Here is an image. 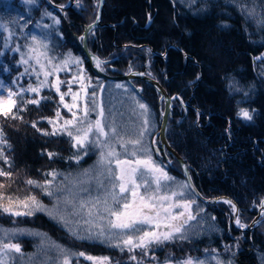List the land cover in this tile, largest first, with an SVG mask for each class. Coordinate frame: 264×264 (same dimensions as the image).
Here are the masks:
<instances>
[{
    "label": "trees",
    "instance_id": "obj_1",
    "mask_svg": "<svg viewBox=\"0 0 264 264\" xmlns=\"http://www.w3.org/2000/svg\"><path fill=\"white\" fill-rule=\"evenodd\" d=\"M54 1L64 4L68 0ZM193 1V6L188 4L186 7L179 0H105L101 25H95L87 35L88 47L93 56L105 62L109 68L108 71L104 70L106 73L119 75L124 74L121 69L138 68L151 77L154 75L171 97H175L172 119L186 116V120L182 118L178 122L185 126L183 133L188 134L185 138L180 137L179 141L173 140L174 149L192 166V175H195L196 185L202 192L209 196L230 197L240 206V217L250 222L256 217L260 202L264 200V159H261L264 150V83L254 69V57L256 59L264 53V43L258 48L251 46L254 40H249L247 26L242 18L246 11L242 9L254 8L256 19L260 16L264 18V11L256 9L258 3L255 0H243L240 11L227 0ZM42 2L49 6L44 0ZM95 2L98 4L97 10L92 12ZM74 3L72 8L65 11L66 17L51 9L60 17L65 47L86 55L79 38L84 35L87 26L94 22L90 21L93 14L96 20L100 0H80L79 6L77 0ZM222 21L230 22V26H223ZM141 50L140 57L138 53ZM145 51L147 52L144 54ZM241 58L247 60V68L246 62ZM139 60L142 61L141 64ZM86 64L89 65L92 80H104V77L92 69L89 58ZM34 70L38 72L35 68ZM197 75L199 79L196 78ZM237 75L243 81H252L251 95L242 92L243 86L235 80ZM30 78L34 86L39 83L36 74L30 75ZM142 82L150 93L147 95L149 101L158 110L161 95L154 85L145 80ZM70 98L71 95H68V99ZM155 101L159 104L156 105ZM84 103L82 101L79 110ZM51 105L43 104L39 109H29L23 119L27 121L33 115L44 114L48 111L46 107L49 109L48 106ZM240 109H248L252 119L246 120L239 116ZM80 113L82 114L81 111ZM64 118L71 119L72 114ZM24 120L8 119L3 127L13 141L10 156L14 161L13 170L19 179H47L50 176L45 174L53 170L64 172L76 165L79 170V166L90 165L93 157L89 152L84 155L81 151L83 158L77 162L72 159L77 148L73 147L71 141H65L59 135H43ZM199 122V126L190 127V123ZM200 133L204 135V140L198 137ZM211 147L220 149L216 154L218 156L225 153V158L217 167L201 163L204 161L202 157L205 156V151ZM48 152L56 155L49 158ZM24 180L21 181L22 184L25 183ZM214 208L225 230L221 234H215L213 244L219 245L223 239L243 237L245 241L241 243L246 249L243 248L244 251L238 255V261L242 264H261L258 249L264 247V234L259 231L260 228L243 233L233 225L230 205H214ZM0 221L13 224L33 222L50 230L78 252L85 251L86 255L93 257H115L118 254L99 242L77 239L52 225L44 215L12 216L0 211ZM60 224L64 222L61 221ZM189 242L182 241L179 244V248L183 249L180 251L182 255L198 252L206 245ZM80 262L89 264L85 257H80Z\"/></svg>",
    "mask_w": 264,
    "mask_h": 264
},
{
    "label": "rangeland",
    "instance_id": "obj_2",
    "mask_svg": "<svg viewBox=\"0 0 264 264\" xmlns=\"http://www.w3.org/2000/svg\"><path fill=\"white\" fill-rule=\"evenodd\" d=\"M179 1L182 3V6L184 5L188 7L189 4L191 7L194 5L193 0H187V3L183 0ZM227 1L238 11L241 10V2H243V0ZM255 1L258 3V6L256 5V9H258L259 11H264V5L260 4H264V0ZM97 6L98 4L95 3L92 12L94 11V9L97 10ZM49 13L51 15H49ZM256 16L257 15H253L251 17L247 12H244L242 18H244V22L247 26L246 32L249 33L250 42L254 40L252 41L251 46L258 48L259 45H262L264 43V18L260 16V18L256 19ZM93 17H95V14H93ZM93 17L90 18V21H96ZM53 18L58 19L59 23H56ZM222 25L228 28V26H230V22L226 23L225 21H222ZM91 30H89L87 35L91 32ZM32 36H36L37 41H33L31 38ZM55 37H57V39H55ZM52 39L54 40L51 43ZM43 45H46V47H44ZM33 48H35L37 52L45 53L44 56H40V60L41 63L46 64L47 70L49 71L52 70L53 65H59L60 62L65 59L69 54H71L73 57H79L82 61V65L70 64L67 68L58 71L55 75L48 76L47 80L49 81V86L42 88L39 93V96L36 93H24L25 97L27 96V98L31 99H40L42 97L47 98L41 99L39 105L29 104L27 106V110L33 108L39 109V107H41L43 104H52L51 107L48 106L49 109L46 107V110L48 111H45L44 114L40 113L38 115H33V118H29V120L27 121L23 119L31 127H33L32 122L36 121V129L46 130L50 132L52 130L53 125L49 124L48 120L45 118L55 119V113L57 110H59L62 117V119L59 120V123L62 124L63 119H65L64 117H66V115L69 117L71 116L68 109L64 108L63 105L60 103V94L57 93L55 88L50 85L54 83L56 77L58 76L61 81L65 82L60 85L61 92H68V82L73 81L74 78L78 77L81 74V68L83 69V73L86 75V77L90 78V69L88 68L89 65H85V62L88 58L85 54L76 53L75 50L73 51L70 48L65 47V40L62 37V26L60 25L59 15H57L52 9H48V6H46L41 0H34V2H29V0H0V84L3 85V87H0V95H6L7 89L9 88H11L15 92H18L21 87L26 89L30 84L34 86V83H32V80L30 78V75L36 74L34 68L38 72H40L39 79H44L43 73L40 71V65L36 63V53L32 52ZM146 52L147 51H145L144 54ZM138 54L141 57L142 50L141 52L139 51ZM259 57L261 58L255 59L254 57V69H256L257 75H259V79H262V83H264V53H262V55H260ZM48 58L52 60V64H48ZM24 60H27L28 63L25 64L23 62ZM240 60L246 62L245 67L247 68L249 65L247 63V60L245 58H241ZM141 62L142 61L139 60L140 64ZM104 63L102 67L105 71H108L109 68H107ZM94 64L96 66L95 59ZM121 70L123 71L119 72L127 74L130 73V71H137L139 73L147 74V72L145 71H139L138 68H126ZM115 72L119 73L118 71ZM103 79L104 80L99 79L100 81H98V79L92 80L90 78L86 79L84 83L86 85L88 96L90 97V94L95 91L97 94V103L103 105L105 109V123H110L112 120H115L116 125L120 130L121 134H124L125 132H127L128 134H133L139 128L141 122V118L139 116V112L141 110L135 105L133 97L140 100L142 103L147 104L150 110V130L145 136V144L152 149L151 155L153 160L157 164L163 166L165 171L168 172L171 177L175 178V181L168 182V188H161L159 195H164L166 192L170 195L171 190L180 191L177 185L180 182L187 181L183 176L178 177L175 175V172H177V170L180 171L181 166L180 164H178V161L172 156V154H170L167 149L162 147L163 143H161L160 139V128L163 122L162 119L164 108L158 106V110L160 111L159 115H157L158 110H155L156 106L153 107V103L150 102L147 97V95L150 93L145 87V84L142 82L143 79ZM235 80L238 84L243 86L242 92H247L248 95H251L253 91L252 81H247L244 79L246 82H248L246 83L241 79L240 75H237L235 77ZM93 81L96 84H94ZM116 84H123L125 85V87L116 88ZM95 85L96 87H94ZM100 85H103V89H101ZM71 89L73 92H80L81 94V98L78 99L76 102L79 105V108L73 109L78 113V115H82L79 109L82 106V101L85 102V99L83 98L85 94L81 90V84L79 80H76V82L71 83ZM64 100L65 103H68L70 105L73 103L72 98L68 99V95L65 96ZM119 100L121 101V104ZM118 101L119 104L116 105ZM88 103L89 106H91L90 99L88 100ZM155 104H159L158 101H155ZM162 105L164 106V102L162 103ZM27 110L20 113L23 118H25ZM89 118L91 120H95L97 118V113H90ZM182 118L173 120L172 115L169 116V123L166 128V134L167 140L171 144L172 148H174V142H176L180 137H187L188 133L184 134L182 131L185 126L178 122V120L181 122ZM4 122L5 119L3 117H0V127L3 128L5 126ZM199 124L200 122L190 123V127L199 126ZM3 131L6 135L8 143L11 145L10 149L5 148L6 154L10 156V152L12 151L13 147V141L11 137L8 136L7 130L5 131V129L3 128ZM38 132L43 134L42 131ZM73 132L75 134V130H73ZM59 136L63 137L65 141H71L70 143L72 144L74 143L71 138L66 134H59ZM198 137L203 138L204 140V135L202 133H200ZM91 138L95 139V137ZM101 139L104 140L106 138L101 137ZM108 139L111 140V133H109ZM112 143L115 144V141L113 140ZM115 147L117 151H120V146L118 144H115ZM77 151L78 149L75 150V153H77ZM219 151L220 149H215L213 147L208 148L205 151V156L202 157L204 158V161H201V163H203L204 166L213 165V167L221 165V161L225 158V156H223L225 153H222L220 156H218L216 154ZM88 152L89 155L91 154L93 157V159L90 161L89 166L85 167L84 164V166H79L81 168L78 170L76 165L71 166L70 170L68 171H56L61 175L56 178L55 183L57 185L62 183L68 189H70V192H65L60 195L61 205L59 213H57V211L53 208V205L56 204V199L54 197H49L45 195L40 188L28 185L26 183H21V181H23L24 179H19V177L16 175V172H14V161L11 156L10 158L12 160V167L10 170L13 173V177L11 180H8L4 177H0V183L5 184L6 186L0 191H4L6 195L13 197V199L19 198L23 200L27 196H36L50 211H52L53 214L49 215V213L46 211H37L33 214V216L44 215L47 217V219L51 222L52 225L63 229V231L71 235L72 233L69 231V227H72L77 231L83 229L85 227L84 220L87 219V216L83 213L79 216L71 215L73 211L72 205L69 204L67 206V209L65 210L63 200L67 198L70 200L74 199L78 202L80 200H94L98 197L102 199L105 196L109 186V182L107 180L104 181V187H99L97 184L96 176L97 173L100 171L98 167L99 149L89 148ZM120 158L124 159L125 157L121 156ZM261 159H264V150ZM0 166L6 167L2 164H0ZM112 167L115 169V164H113ZM85 170H89L87 175H85ZM66 176L68 177V180L64 179ZM193 177L195 178V175H193ZM47 179H52V177L50 176ZM101 179L103 178L101 177ZM26 180L28 179L26 178L24 182ZM33 180L43 183L46 179H43L42 177ZM72 182L74 183L71 184ZM139 182L140 181H138V183ZM84 188L88 189V191H83L82 189ZM154 188L155 185H152V189H149V191L151 192ZM14 192L19 196L17 197ZM140 192L141 194H144V189L141 188ZM23 193H25V195H23ZM128 199L131 200L130 193L128 194ZM175 199H181V197H177ZM182 199L196 201V204L192 206V211L194 215L198 212L197 206H199V209H203L202 212H199L196 221H191L190 226H185L187 229V239H173L165 241L160 245L154 244L144 251L137 248L131 253L128 252L127 249L121 251L119 248L111 247L108 243L101 242L99 240L86 239V241L99 242L100 244L107 245L114 251H117L118 254L115 257L105 256L110 258L112 264H183V262L186 261L188 258H192L194 262L202 260L205 262V264H216V260L212 259L213 256L223 261L224 264H228L229 261L231 262V264H242L240 263V261H238L237 257L244 251L243 248L246 249L244 244L241 243V241H245V238L240 237L241 240L238 239V237H235L231 240L223 239V242L220 243L221 245L219 243H217L219 245L213 244V237L215 236V234H221L225 230V228L220 222V219L218 218V212L216 211V209L210 207L209 205H206L204 202H201L197 197H195L190 187L185 191V195L184 197H182ZM3 202L7 203V200ZM48 203L50 205H48ZM176 211H178V209H174L173 213H175ZM58 214L65 216V218L69 221L68 226H66L65 223L60 224L61 221L56 218ZM213 217L215 219H213ZM240 220L244 224H248L249 222L248 220L244 221L242 217H240ZM16 223L13 224L6 221H0V229L24 230V233L18 235L17 238L13 241L14 243H19L21 245L23 253L22 256H20V254H16L18 259L15 260L14 264H53V262L60 261L63 259V257L57 251V246L65 249L69 253H80L73 246L71 247L69 244L59 239L58 236H55L53 232L38 226V224H34L33 222L27 224ZM100 223H106V221ZM142 227L145 228V230H148L153 226ZM259 228V231H262V233L264 234V220L259 224ZM161 230H163V227L161 228ZM33 233H39L41 235H33ZM182 241H190L189 243L192 244L195 242L199 245L200 243H206V245H204L203 248L200 249L198 252L194 251L193 254H191L192 252H189L187 254L182 255L180 251H183V249L179 248V244H181ZM258 250L260 251V253L258 254V259L260 260L259 263L264 264V247ZM83 252L85 253V256H90L89 254L86 255L85 251ZM132 255H135L137 259L131 260L130 257ZM179 256H181L182 260H180L181 258ZM94 257L101 258L103 256ZM10 264H12L11 261ZM72 264L86 263H81L80 257L73 256ZM89 264H97V262L89 261Z\"/></svg>",
    "mask_w": 264,
    "mask_h": 264
},
{
    "label": "snow or ice",
    "instance_id": "obj_3",
    "mask_svg": "<svg viewBox=\"0 0 264 264\" xmlns=\"http://www.w3.org/2000/svg\"><path fill=\"white\" fill-rule=\"evenodd\" d=\"M29 2H34V0H29ZM77 4L79 6L80 0H77ZM242 10L246 11L250 16L255 15L254 8H244ZM49 15L51 14L49 13ZM53 19L56 23H59L58 19ZM96 20H99L98 14ZM88 27L91 29L92 25ZM31 38L33 41H37L36 36ZM79 39L83 41L85 37L81 36ZM43 46L46 47V45ZM32 52L36 53V63L40 65V71L43 73L44 79L40 80V72H37L39 83L36 86L30 84L26 89L21 87L18 92L9 88L6 95H0V117L5 120H23L20 113L26 111L29 104L39 105L41 99H47L46 97L40 99L25 98L24 93H36L39 96L41 89L49 86L48 76L55 75L70 64L82 65L79 57H73L69 54L59 65H53L52 70L49 71L46 64L41 63L40 60V56H44L45 53L37 52L35 48L32 49ZM260 58L257 57V59ZM94 59L96 67L103 71L102 65L104 62L98 57ZM23 62L25 64L28 63L27 60ZM48 64H52L50 58H48ZM139 75H144V73H139ZM196 78L199 79V75ZM86 79L90 78L86 77L81 68V74L74 78L73 81L68 82V92L65 93L60 90V85L65 82L61 81L58 76L56 77L54 83L50 86L54 87L56 92L60 94V103L71 112L72 118L64 119L62 124L59 123L62 117L60 111L57 110L55 119L45 118L49 124L53 125L50 132L37 129L42 131L44 135L66 134L69 136L74 142L73 147L78 149L76 155L72 157L77 162L83 158L80 155L81 151L84 155H87L89 148L99 149L98 167L100 171L97 173L96 180L99 187H104V181L107 180L109 182L108 189L102 199L98 197L94 200H80L78 202L67 198L63 200L65 210L69 204L72 205L73 211L71 215L79 216L83 213L87 216V219L84 220L85 227L83 229L77 231L69 227V231L77 239L99 240L108 243L111 247L119 248L121 251L127 249L130 253L137 248L144 251L154 244L160 245L173 239H187L185 226H190L191 221H196L199 212H202L203 209H199V206H197L198 212L194 215L192 206L196 204V201L182 199L185 191L190 187L187 182H180L177 185L180 191L171 190L170 195L167 192L164 195H159L161 188H168V182L175 181V178L171 177L163 166L153 160L152 149L145 144V136L150 130V110L148 105L133 97L135 105L141 110L139 112L141 118L140 126L133 134H128L127 132L121 134L115 120L105 123V109L102 104L97 103L95 91L90 94V97L88 96L84 83ZM76 80H79L81 90L85 94L83 97L85 103L80 110L82 115H78L76 111H73V108H79L76 102L81 98L80 92H73L71 89V83L76 82ZM0 87H3V85L0 84ZM100 87L103 89V85H100ZM115 87L124 88L125 85L116 84ZM66 95H71L73 101L71 105L65 103L64 98ZM89 99L91 106L88 103ZM92 112L97 113L95 120L89 118ZM238 115L246 120L252 119V114L248 109H240ZM36 125L37 122L33 121L32 126L35 128ZM73 130H75V134ZM109 133H111V140L108 139ZM91 137H95V139ZM101 137L106 139L102 140ZM113 140L115 144L120 146V151H117L115 144L112 143ZM5 148L10 149L11 145L6 139L3 128L0 127V164L6 166H0V177L11 180L13 177V173L10 170L12 160L6 154ZM47 155L51 158L56 153L48 152ZM121 156L125 158L121 159ZM113 164H115V169L112 167ZM88 172L89 170H85V175ZM45 175L51 176L52 179H46L43 183L28 179L25 183L40 188L49 197H54L56 204L53 205V208L59 213L61 205L60 195L70 192V189L62 183L59 185L55 183L56 178L61 175L55 170ZM64 179L68 180V177L66 176ZM138 181L140 182L138 183ZM152 185H155V188L150 192L149 189H152ZM5 187V184L0 183V190ZM141 188L144 189V194H141ZM82 190L88 191L86 188ZM129 193L131 194V200L128 199ZM177 197H181V199H175ZM5 200H7V203L3 202ZM224 202L229 204L232 212L236 214V225L240 228L248 227V225L241 222L236 205L231 200H225ZM259 207L262 210V214H264V200L260 202ZM174 209H178V211L173 213ZM0 211L12 216H31L37 211H46L49 215L53 214L34 195L27 196L23 200L19 198L13 199V197L6 195L4 191H0ZM56 218L64 222L66 226L69 225V221L65 216L58 214ZM213 219L215 218L213 217ZM104 221L106 223H100ZM142 226L153 227L145 230ZM162 227L163 230H161ZM23 233L24 230L21 229H0V264H10V261L14 264L15 260L18 259L16 254L23 255L21 245L13 242L18 235ZM33 235L41 234L33 233ZM57 251L63 259L53 262V264H72L73 256L85 257L89 261H96L97 264H112L109 257L85 256L84 252L69 253L59 246H57ZM130 259L136 260L137 258L132 255ZM212 259L216 260V264H224L223 261L215 256ZM183 264H205V262L202 260L194 262L192 258H188ZM228 264H231V262L229 261Z\"/></svg>",
    "mask_w": 264,
    "mask_h": 264
},
{
    "label": "water",
    "instance_id": "obj_4",
    "mask_svg": "<svg viewBox=\"0 0 264 264\" xmlns=\"http://www.w3.org/2000/svg\"><path fill=\"white\" fill-rule=\"evenodd\" d=\"M47 1V5H52L55 10L59 11L61 13V15H63L64 17H66L65 15V10L69 9L70 7H72L73 5V0H68L66 3H64V5H56V4H53L51 0H46ZM105 0H100V6H99V20L95 21V23L91 24L92 25V28L95 27V25H101V19H102V15H103V8H104V5H105ZM91 28V29H92ZM89 27L87 26L85 32H84V41L82 42L81 41V47H83L85 53H86V56L87 58H89L90 62H91V67L92 69H94V71L96 73H98L99 75L105 77V78H112V79H120V78H127V79H131V78H134V79H143L145 80L146 82H148L149 84H151L152 86L154 85L155 88H157L159 94L161 95V99H163L165 101V105H164V112H163V119H162V125H161V128H160V133H161V136H160V139H161V143H163V145L166 147V149H168L171 153H174L175 156L177 157V159H179V162L180 164H182V171H183V174L186 176V178L188 179V182H189V185L192 186V189L194 190V192L196 193V195L203 201L207 202V203H210V204H214L216 203L217 201L221 202L223 201L224 199L226 200H231L237 207L238 210H240V207L237 205V203H235L233 201V199H231L230 197L224 195V196H220V197H213V198H207L206 196H203L200 191L198 190L197 186H195L194 184V181L192 179V175H190V171H189V168H188V165L186 164L185 160L183 159V157L177 153L174 148H172L171 144L168 142L167 140V134H166V128L168 126V119H169V116L171 115L172 113V103H173V98L171 97V95L169 94L168 90L162 86V84L160 83L159 80H157L156 78L154 77H151L150 75L148 74H144V75H139V72H130L129 74H119V75H112V74H109V73H106L104 70L101 71L99 68H97L94 64V58H96L95 56H93V54L91 53L88 45H87V33L89 32ZM239 214V212H238ZM236 214H234V217H235ZM260 213H258V215H256V218L254 220L251 221V223L248 225V227L246 228H240V229H244V230H248V229H251L253 225H255L257 222H258V219L260 218ZM234 224L235 223V219H234Z\"/></svg>",
    "mask_w": 264,
    "mask_h": 264
},
{
    "label": "flooded vegetation",
    "instance_id": "obj_5",
    "mask_svg": "<svg viewBox=\"0 0 264 264\" xmlns=\"http://www.w3.org/2000/svg\"><path fill=\"white\" fill-rule=\"evenodd\" d=\"M110 74V73H109ZM105 78V77H104ZM108 79V78H107ZM109 79H112V78H109ZM173 104V103H172ZM186 116L183 118V119H185L186 120ZM182 119V120H183ZM162 147H164L165 149H166V147L162 144ZM168 150V149H167ZM175 150V149H174ZM169 151V150H168ZM176 151V150H175ZM170 152V151H169ZM177 152V151H176ZM177 153H179V152H177ZM170 154H172V156L178 161V164H180V162H179V159H177V157L175 156V154L174 153H171L170 152ZM182 157H183V159L185 160V162H186V159L184 158V156L181 154V153H179ZM186 164H187V162H186ZM188 165V168H189V171H190V175H192V166L191 165H189V164H187ZM180 166H181V169H180V171L181 172H175V175L176 176H183L185 179H186V181H187V183L189 184V182H188V179L186 178V176L183 174V171H182V164H180ZM191 167V168H190ZM192 179H193V181H194V184H195V186H197L196 185V182H195V178L193 177V175H192ZM197 188H198V186H197ZM190 189L192 190V192H193V194L195 195V197H197L201 202H204L206 205H209L210 207H213L214 208V205H220V204H227V203H225L224 201L226 200V199H224L223 201H221V202H219V201H217L216 203H214V204H210V203H207V202H205V201H203V200H201L197 195H196V193L194 192V190L192 189V186H190ZM198 190L200 191V193L203 195V196H206L207 198H213V197H220L219 195L218 196H209V195H206L204 192H202L199 188H198ZM227 205H229V204H227ZM240 207V206H239ZM258 213H260L261 215H260V218L258 219V222L256 223V224H258L259 223V221H260V219L263 217L262 215V210H261V208H259V210H258ZM258 213H257V215H258ZM239 217H240V210H239ZM233 217H234V213H233ZM256 218V217H255ZM254 218V219H255ZM234 219H235V217H234ZM254 219H252V220H254ZM251 222V221H250ZM233 225L236 227V228H239V226L238 225H236V224H234V220H233ZM240 229V228H239ZM82 240V239H81ZM84 240H86V239H84ZM115 252H117V251H115ZM114 257V256H113Z\"/></svg>",
    "mask_w": 264,
    "mask_h": 264
},
{
    "label": "bare ground",
    "instance_id": "obj_6",
    "mask_svg": "<svg viewBox=\"0 0 264 264\" xmlns=\"http://www.w3.org/2000/svg\"><path fill=\"white\" fill-rule=\"evenodd\" d=\"M42 1V0H41ZM45 1V0H44ZM52 1V3L53 4H56V5H59V6H61V5H64V4H58V3H56L54 0H51ZM45 3L47 4V1H45ZM96 3V2H95ZM74 0H73V5L72 6H74ZM106 4V3H105ZM55 9L52 5H49L48 6V9ZM70 8H72V7H70ZM69 8V9H70ZM104 8H105V5H104ZM104 8H103V10H104ZM69 9H67V10H69ZM67 10H65V11H67ZM99 15V14H98ZM53 40L54 39H52V41H51V43L53 42ZM87 40H88V38H87ZM84 41V40H83ZM82 41V42H83ZM79 42H81V40L79 39ZM80 45H81V43H80ZM87 45H88V42H87ZM130 72H134V71H130ZM124 74H127V73H124ZM129 74V73H128ZM160 99H161V97H160ZM164 102V105H165V101L163 100V99H161L160 100V104H161V107L162 108H164V106L162 105V103ZM263 217L260 219V221H259V223L258 224H255V225H253L252 226V228L251 229H248V230H244V229H241L242 230V232L243 233H246V232H248V231H250V230H258L259 229V224L264 220V214L262 215ZM251 222H248V224H246V225H249Z\"/></svg>",
    "mask_w": 264,
    "mask_h": 264
}]
</instances>
